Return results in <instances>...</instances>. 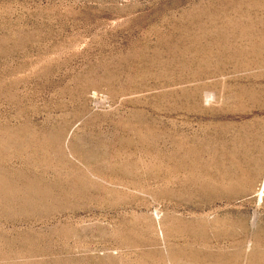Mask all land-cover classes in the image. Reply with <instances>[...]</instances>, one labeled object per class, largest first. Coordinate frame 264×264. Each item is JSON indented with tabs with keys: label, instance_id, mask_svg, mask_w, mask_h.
Returning a JSON list of instances; mask_svg holds the SVG:
<instances>
[{
	"label": "rangeland",
	"instance_id": "rangeland-1",
	"mask_svg": "<svg viewBox=\"0 0 264 264\" xmlns=\"http://www.w3.org/2000/svg\"><path fill=\"white\" fill-rule=\"evenodd\" d=\"M0 264H264V0H0Z\"/></svg>",
	"mask_w": 264,
	"mask_h": 264
}]
</instances>
